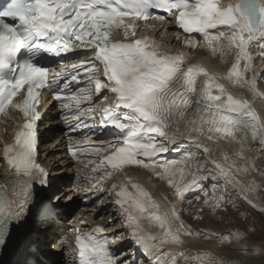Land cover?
Returning <instances> with one entry per match:
<instances>
[{"label": "snow or ice", "instance_id": "snow-or-ice-1", "mask_svg": "<svg viewBox=\"0 0 264 264\" xmlns=\"http://www.w3.org/2000/svg\"><path fill=\"white\" fill-rule=\"evenodd\" d=\"M150 18L160 22L159 29L137 23ZM169 25L178 29L175 39L189 48L196 40L182 33L202 35L213 53L237 49L235 62L220 74L199 62L186 63V53L162 49L152 36H136L138 28L162 33ZM251 45L264 58V0H7L0 7V113L12 105L23 122L0 155L9 174L0 184V264H56L58 255L70 256L72 264H256L253 257L259 255L264 264V247L248 241V231L255 228L197 230L180 207L186 194L196 191L203 201L193 220L203 219L205 208L213 216L226 212L237 204L229 187L256 207L250 193L257 182L239 177L251 175L250 146L258 143L264 151V118L221 82L247 85L264 96L256 74L247 77ZM82 56L87 59L71 62ZM53 63L59 67L47 66ZM44 91L52 94L53 106H60L67 151L81 165L74 172L79 183L69 177L67 191L59 184L64 181L59 170L67 165L40 162L38 125L44 113L37 107L47 102L41 99ZM82 128L97 135L89 147L98 164L80 158L88 150L74 140ZM108 130L114 139H101ZM172 152L179 160L167 158ZM89 164H94L91 174L81 176ZM126 166L142 167L166 181L174 199L165 196L163 205L130 177L104 186L112 173H100L101 167ZM79 202L92 203L100 219L97 208L113 211L105 225L90 227L78 220L73 236L64 238L65 222L77 219ZM117 220L119 227L106 231ZM188 237L216 245L189 246ZM224 248L232 252L217 250Z\"/></svg>", "mask_w": 264, "mask_h": 264}, {"label": "rangeland", "instance_id": "rangeland-1", "mask_svg": "<svg viewBox=\"0 0 264 264\" xmlns=\"http://www.w3.org/2000/svg\"><path fill=\"white\" fill-rule=\"evenodd\" d=\"M174 44L177 45L180 43L178 42V40H175ZM201 48H203L201 44H197L194 48H189L191 49V53H192L191 54L192 56L190 55L191 56L190 60H194L200 57V55L201 56L206 55V51L204 50V48L203 49ZM257 48H259L257 45H251L250 48L247 49V51L253 57L251 61V68L247 73V77L250 79L255 73L257 76L256 87L258 89V92H264V86H263L264 84V59L260 57L259 52L257 51ZM237 51H238L237 49H230L224 55V57H222L221 52L220 53L215 52L212 60H214V62L216 63H219L220 66L222 65L221 68L227 73L228 70L230 69L231 64L235 62V55ZM225 56L228 57L227 60H225L226 59ZM217 58H218V61H217ZM240 67L243 68V62L241 63ZM237 91L240 94H243L244 96L248 95L252 97V95H254L258 98V100L260 99L262 100V102H264V96L253 94V92L251 91V89L247 87V85H243V86L237 85ZM235 94H238V93H235ZM192 151H196V149L193 148ZM215 151L216 150L213 149L214 155L218 153V151L216 152ZM178 158L180 157L177 156L175 152L170 153L169 160L178 159ZM197 158L200 160H203L205 158V155L202 152H198ZM258 159L260 160L258 172L255 175V178L253 179H255V181L258 184V189H256V191L258 194H261L262 203L264 204V151H261V149L259 150ZM151 177L154 178L152 174H151ZM185 179L187 180V177ZM212 184H213V181L211 180L208 181L205 184V188L210 189ZM156 187L164 191V195L168 196L169 199H174V197L171 196L172 189L167 185V183L164 184L162 182L159 184L158 180L156 179ZM228 194L230 198L236 199L237 204L235 208L229 206L226 212H222V213L218 212L215 216H213L210 213V211L207 208H205V211L203 213V219L201 220H193L192 216L195 214L197 210V206L202 204L203 194L196 192V191H192L186 194L183 204L180 205V207L186 210L182 213L184 220L188 222L189 224H191L192 227H194V229L198 228V230L211 228L213 231H225L229 229L235 230L236 228H240L241 230L248 231L251 228H255L254 232L248 231V241L254 242L258 247H264V210L258 208L257 206L255 208L249 206V204L242 197H238L237 192L234 191L231 187H229L228 189ZM198 195L201 197L199 201L196 199V196ZM209 195H211L210 192H209ZM239 212H244V216L238 215ZM245 216L247 217V219L245 218ZM105 217L106 215H104V218ZM117 222L119 221L117 220ZM114 226L118 228L119 223L114 224ZM207 242H209L212 245V247L216 245V241L214 240H209ZM217 250L220 252H224V253L232 252L230 248L217 249ZM253 259L255 260L256 264H259V261L261 258L259 255H255Z\"/></svg>", "mask_w": 264, "mask_h": 264}, {"label": "bare ground", "instance_id": "bare-ground-1", "mask_svg": "<svg viewBox=\"0 0 264 264\" xmlns=\"http://www.w3.org/2000/svg\"><path fill=\"white\" fill-rule=\"evenodd\" d=\"M224 2H227V0H224ZM159 25L157 26V29H159ZM164 32H168V31H164ZM163 32V33H164ZM174 33V32H173ZM176 34V33H174ZM182 38L184 39H189V38H194L196 40V45L197 44H201V46L204 48V50L206 51V55H202L194 60H191L193 61L194 63L195 62H199L201 64H203V66H205L206 68H208L210 71H214V72H217V73H220V74H226V72L221 68L220 64L219 63H216L214 62V60H212L213 56H214V53L212 51L211 48L209 47H206L204 46V41H203V37L202 35L200 34H195L193 35L192 37H189V38H186V37H183ZM175 41V39L173 40ZM177 43V42H176ZM161 45H164V44H167L169 46V49L172 51V52H180V51H183L184 53H188L189 52V47L186 46V45H182L181 46H174L172 44V42L170 40H166V39H162L161 42H160ZM201 48V49H203ZM250 48V47H249ZM248 48V49H249ZM202 50V51H204ZM229 51V50H228ZM257 51L259 52L260 49L257 48ZM219 52V51H218ZM217 53V52H216ZM220 53V52H219ZM230 53V52H229ZM228 53V54H229ZM192 54V53H191ZM190 53L187 54L188 58L189 56L191 55ZM205 54V53H204ZM226 53H222V57H224ZM192 56V55H191ZM190 56V57H191ZM221 56V55H220ZM227 56V55H226ZM225 56V57H226ZM221 58V57H220ZM228 57H226L225 60H227ZM264 59V58H263ZM224 60V59H223ZM187 61V59H186ZM185 61V62H186ZM217 61H218V58H217ZM225 62V61H224ZM221 82H224L226 84V87L228 89V91L233 95V96H237V97H243L245 99H248L251 103H252V106L254 108V110L257 112V114L261 117V118H264V102H262V100H258V98L254 95L251 96H244L243 94H240L238 91H237V85H233L231 84L230 82L228 81H225V80H222ZM264 86V84H263ZM235 93H238V94H235ZM261 149L260 145L258 143H253L250 148L248 149L249 151V154H250V157L252 159V162H253V168L251 170V175L249 176L248 174H243L239 177V179H241L242 181H245V182H248L250 181V179H253L255 178V175L257 174L258 172V167H259V159H258V155H259V150ZM216 150V149H214ZM216 151H219V150H216ZM215 151V152H216ZM173 155V154H172ZM169 158H170V155H169ZM179 159V158H178ZM177 159V160H178ZM131 176H137V177H140L142 183H143V186L145 188H148L149 190L152 191L153 193V196L155 199H157L158 201H160L163 205H167V202L165 200V196H164V191L158 189L156 187V179L158 180L159 184L160 183H166V181H163V180H160L158 178H156L154 176L151 177V173L149 170H145L143 169L142 167L138 168V169H135L133 170L131 173H130ZM250 195L252 196L253 198V201L255 203V205L260 208V209H263L264 210V204L262 203V196L261 194H258L256 190H254L252 193H250ZM103 224L105 225V221L103 220ZM68 223V222H67ZM116 226V225H115ZM113 227V228H116V227ZM112 228V229H113ZM194 228V227H193ZM198 230V228H195ZM153 230H156L155 228H153ZM188 241H189V246H203V247H212V245L207 242V241H203V240H197L196 238H193V237H188L186 238ZM214 247V246H213Z\"/></svg>", "mask_w": 264, "mask_h": 264}, {"label": "trees", "instance_id": "trees-1", "mask_svg": "<svg viewBox=\"0 0 264 264\" xmlns=\"http://www.w3.org/2000/svg\"><path fill=\"white\" fill-rule=\"evenodd\" d=\"M238 215L244 216V212H239Z\"/></svg>", "mask_w": 264, "mask_h": 264}]
</instances>
